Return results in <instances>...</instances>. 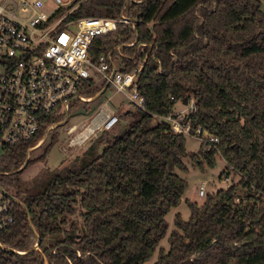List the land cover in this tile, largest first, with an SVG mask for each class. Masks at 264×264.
I'll use <instances>...</instances> for the list:
<instances>
[{
  "label": "trees",
  "instance_id": "16d2710c",
  "mask_svg": "<svg viewBox=\"0 0 264 264\" xmlns=\"http://www.w3.org/2000/svg\"><path fill=\"white\" fill-rule=\"evenodd\" d=\"M125 1L75 0L69 19L122 13L135 23L96 37L89 54L96 61L113 52L122 72L144 59L137 90L146 112L134 108L121 135L99 139L68 168L41 169L26 189V151L39 136L0 155V187L19 200L0 232V264H148L186 190L176 174L186 171L183 159L212 166L216 153L226 165L221 176L239 181L201 204L187 200L189 219L175 215L169 249L155 264H264V0ZM98 82L82 94L94 99L110 88ZM184 99L194 105L191 128L216 137V150L200 144L188 154L184 136L152 123L150 114L166 116ZM76 208L80 228L68 223Z\"/></svg>",
  "mask_w": 264,
  "mask_h": 264
},
{
  "label": "built area",
  "instance_id": "2783aa9c",
  "mask_svg": "<svg viewBox=\"0 0 264 264\" xmlns=\"http://www.w3.org/2000/svg\"><path fill=\"white\" fill-rule=\"evenodd\" d=\"M44 1L0 0V155L36 136L39 138L34 148L39 147L51 130L65 122L75 102L93 99L82 94L89 81L105 82L133 108L146 112L137 90L144 59L132 71L122 72L113 52L101 54L96 61L89 54L96 37L115 32L119 24L135 23L122 13L117 18L69 19L78 6L75 0H47L55 5L54 11L47 14L42 11ZM142 1L126 0L124 4ZM135 43L136 40L129 46ZM137 47L140 53L145 52L144 44ZM114 52L119 53V47ZM184 105L183 110L170 111L166 116L150 114L152 123L164 122L172 134L197 138L204 149L216 150V137L201 127L191 128L188 116L194 110L193 102ZM117 123V115L101 105L87 123L78 127L70 146H81ZM75 130L74 127L69 132ZM228 177H224L225 183ZM204 186L198 188L199 197L205 196ZM18 204L16 197L0 187V232L13 223Z\"/></svg>",
  "mask_w": 264,
  "mask_h": 264
},
{
  "label": "rangeland",
  "instance_id": "374dc122",
  "mask_svg": "<svg viewBox=\"0 0 264 264\" xmlns=\"http://www.w3.org/2000/svg\"><path fill=\"white\" fill-rule=\"evenodd\" d=\"M78 5V3H76ZM55 5L45 0L42 11L50 14L54 11ZM96 84H99L97 81ZM191 101V100H190ZM103 105L107 110L113 111L117 117L122 116L118 123L109 131L98 132L96 137H91L81 146H70V141L73 138L78 127L82 123H87L95 113L98 111L99 107ZM187 105L183 102H177L174 105V110H183ZM135 109L128 104L122 95L115 94L111 88L104 90L99 96L95 97L89 102L77 101L73 104L72 109L69 111L68 117L64 123L56 126L55 129L51 130L46 140L40 144L39 147L34 148L30 146L26 151V159L29 160V166L23 170L21 175V181L24 184L22 189H26L30 186V181L34 176L41 170L46 169L48 172L55 170H60L63 168H68L71 164L82 157L84 152L92 145L96 144V141L102 139V143L107 139L111 140L114 137L121 135L127 128L129 123L134 119ZM127 114V116H126ZM67 126L64 129V126ZM75 127V131L69 132V129ZM184 146L188 154H197L200 151V142L197 138L184 136ZM103 147V144L98 145L97 152L99 153ZM49 149L47 155L42 161H35V158H39L43 153ZM28 152L30 153L28 156ZM30 156V158H28ZM215 162L212 166L207 165L201 156H197V159L202 162V166L194 163L193 160L189 158L183 159L184 165L186 166V171H176V174L185 181L186 190L181 199L180 204L171 209L165 216V221L167 224V231L165 236L159 242L156 250L152 256V259L148 264H155L159 250H163L166 253L169 249L168 237L174 228V218L175 215L183 220L187 221L189 219V209L186 205V201L196 202L201 204L205 198L198 196V188L201 184L205 186V195L208 193H215L218 189H224L229 187L230 184L237 183L239 177L233 173L228 176L229 180L227 183L224 181V176L221 173L225 170L226 165L219 153L214 155ZM12 194V190H10ZM245 193L240 192L239 198H244ZM81 209L76 208V213L68 218V223H73L77 228L82 225ZM66 230H69V226H65ZM36 248V245L33 246Z\"/></svg>",
  "mask_w": 264,
  "mask_h": 264
},
{
  "label": "water",
  "instance_id": "95a60500",
  "mask_svg": "<svg viewBox=\"0 0 264 264\" xmlns=\"http://www.w3.org/2000/svg\"><path fill=\"white\" fill-rule=\"evenodd\" d=\"M104 90H105V88L102 91H100L95 97L99 96ZM183 102L185 103L186 99H184Z\"/></svg>",
  "mask_w": 264,
  "mask_h": 264
}]
</instances>
